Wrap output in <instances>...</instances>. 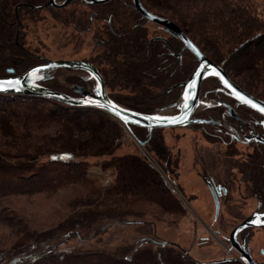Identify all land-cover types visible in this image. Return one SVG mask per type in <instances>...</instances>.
I'll return each instance as SVG.
<instances>
[{
	"label": "trees",
	"instance_id": "16d2710c",
	"mask_svg": "<svg viewBox=\"0 0 264 264\" xmlns=\"http://www.w3.org/2000/svg\"><path fill=\"white\" fill-rule=\"evenodd\" d=\"M47 1L0 0V77L21 74L44 61L43 57L22 48L18 23L20 8L25 5L30 12L47 8L53 13L63 11L70 5L53 7ZM140 1L149 11L173 20L233 81L250 94L264 99L236 81L228 67L207 53L199 43L207 41L204 35L211 38L212 34L214 41H222L231 50L236 49L239 56L247 57L250 63L260 62L264 58V0H166L176 4V12L173 7L157 0ZM73 3L93 9L90 13L83 12V18L91 22L100 19L104 24L103 30L98 29L95 37L97 44L104 47L99 57L101 60L118 59L112 70V79L100 66L101 61H90L102 74L113 100L132 110L151 114L180 99L181 84L192 74L198 60L184 48L183 42L174 33L148 21L136 9L133 0H110L101 4L75 0ZM179 7L197 12L198 19L206 24L208 32L202 35L196 26H188L185 16L177 11ZM71 15H75L73 11ZM150 23L163 34H151L148 31ZM9 69H13L14 73L10 74ZM60 70H50L51 76L41 83L73 96L77 94L72 84L94 85L93 79L86 82L78 75L69 77V84L65 86L54 77ZM113 82L131 89L134 94L124 97L114 95L111 89ZM221 87L216 77L204 80L202 100L232 102L239 117L253 125L261 136L264 135V127L260 123L263 116L231 101L220 90ZM195 116L222 120L223 124L201 123L192 126L202 129L214 141L229 146L237 142L232 136L234 131L244 132L242 126L248 130L247 126L227 116L223 105L207 106ZM39 119L47 123L55 120L68 122L65 141L39 136L35 131L40 128L33 127ZM0 125L4 129L0 146V198L61 187L71 175L73 177L71 171L75 168H80L79 174L92 190L85 200L76 201L73 212L54 227L44 231L21 227L12 233L8 244L0 242V264H200L181 246L167 241L161 243L155 234L154 221L140 219L147 213L155 217L160 211L177 214L186 210L182 200L168 190L166 179L153 164L139 155L116 154L117 145L126 130L117 119L87 106L69 105L42 96L0 93ZM81 128H85L89 134L85 135ZM130 129L144 146L151 143L150 150L158 158L160 168L171 176L172 157L163 143L161 129L150 132L135 125H131ZM247 145L252 148L249 152L251 163L248 165L250 180L264 202V143L254 141ZM43 155H48V161L41 162ZM88 155L102 159L96 165L103 170H113L110 183L104 184L100 176L94 175L89 162L82 160L75 163L76 157ZM104 156L111 158L107 160L102 158ZM140 200L156 203L158 207L138 210L134 204ZM128 216L137 219L134 222ZM130 223L145 227L138 245L129 244L116 252L101 250L97 246L82 248L92 240L101 241L100 235L113 227H124ZM146 227H152L150 232L145 233ZM73 241L80 247H65ZM233 261L236 260L208 264H233Z\"/></svg>",
	"mask_w": 264,
	"mask_h": 264
},
{
	"label": "rangeland",
	"instance_id": "374dc122",
	"mask_svg": "<svg viewBox=\"0 0 264 264\" xmlns=\"http://www.w3.org/2000/svg\"><path fill=\"white\" fill-rule=\"evenodd\" d=\"M157 1L173 7L176 12V4L173 2ZM26 6L20 8L19 11L18 27L21 30L19 43L22 44V48L43 57L44 61L41 63L48 59L99 60L101 61L100 66L112 79V70L118 59L101 60L99 57L104 47L97 44L98 39L95 37L96 31L103 30L104 24L100 19L91 22L86 17H82L83 12L90 13L93 9L73 2L63 11L55 13L47 8L30 12ZM72 11L74 16L71 15ZM177 11L185 16L188 26H196L197 31L202 32V35L203 32H208L206 24L198 19L197 12L189 11L185 7H179ZM148 31L153 35L163 34L151 23ZM203 37H207L205 43L198 41L207 53L224 63L232 77L245 88L264 97V58L258 63H250L247 57H240L236 49L231 50L230 46L222 41H214L212 34L211 38L207 34ZM34 62L40 61L34 60ZM58 69L61 70L55 73L54 77L65 86L69 84L67 80L69 77L78 75L83 77L87 73L83 70ZM89 77L96 85L95 79ZM71 87L73 89L74 84ZM111 89L116 96L124 97L134 94L131 89H125L116 82H113ZM204 101H209V99ZM205 107L207 106L202 105L197 113ZM174 111L176 110L173 108L169 112ZM67 124L69 123L61 120L47 123L39 119L33 127L40 128L34 130L39 136L44 135L53 140L57 138L65 141L68 136L65 131ZM192 125L165 128L160 131L163 143L172 157L171 176L165 174L164 178L167 181L168 190L182 200L186 211L177 214L160 211L157 217L147 213L140 219L154 221L155 234L159 241L164 240L181 246L188 250L200 264L218 262L223 258L239 259V254L235 250L229 251L230 244L227 238L230 231L250 215L257 205L259 193L250 180L248 169L251 163L249 152L252 148L240 141L230 146L214 141L202 129ZM2 126L0 125V146L4 130L1 129ZM85 128H81L83 133L89 134ZM149 145L151 143L143 145L142 148L126 128L120 144L117 145L116 154H134L144 157L160 172V162L155 153L150 150L152 145L151 147ZM102 158L109 160L111 157ZM40 160L41 162L48 161V155H43ZM82 160L92 164L90 171L100 176L104 184L112 181L113 170H103L96 165L102 160L98 156L76 157L75 163ZM79 172L80 168L72 169L73 177L71 175L63 186L53 187V190L2 196L0 198V242L8 244L12 233L21 227L38 231L48 230L71 214L76 208L74 207L75 202L85 200L92 191L91 185L84 181ZM203 176L215 178L217 182L223 183L226 190L223 195H219L220 209L217 215L213 195L203 181ZM134 207L138 210H152L158 205L147 200H140L134 204ZM128 217L134 222L137 219L133 216ZM144 228L134 223L124 227H113L100 235L101 241L92 240L82 245V248L97 246L101 250L120 251L119 249L129 244L138 245L144 234L142 233ZM151 228L146 227L145 233L150 232ZM250 244L254 257L264 262V257L260 253L261 247H264V228L250 230ZM65 247L78 248L80 244L73 241ZM233 262V264H242L239 260Z\"/></svg>",
	"mask_w": 264,
	"mask_h": 264
},
{
	"label": "water",
	"instance_id": "95a60500",
	"mask_svg": "<svg viewBox=\"0 0 264 264\" xmlns=\"http://www.w3.org/2000/svg\"><path fill=\"white\" fill-rule=\"evenodd\" d=\"M73 1L75 0H48V4L53 7H64ZM82 1H85L89 4H101L110 0ZM133 3L136 9L148 21L158 24L166 30L174 33L183 42L184 48H187L198 60V64L192 74L184 82H182L181 97L175 104L166 108H162L161 110L151 114L142 113L127 108L110 97L104 78L97 66L91 61L84 59H48L45 63L34 65L21 74L0 77V93L42 96L69 105L87 106L108 113L110 116L121 122L130 133H132L130 129L131 125L147 128L150 132H152L154 129L183 127L190 126L192 124H223L221 120L199 118L195 116L198 109L202 105H215L214 103L201 100V88L205 79L209 77H216L219 79L223 87L229 91L230 95L234 99H236L241 104L255 110L264 117V112L259 110L261 107H264V99L250 94L235 81H233L226 71L216 62L210 59L206 54H204V52L201 51V49L182 31V29L173 20L149 11L140 0H133ZM57 68L83 70L87 72L89 76L94 78L96 81L94 90L90 91L88 85H74V91L80 96H73L43 85L41 81L51 76L49 71ZM8 72L14 73V70L9 69ZM237 93H239V95H237ZM247 101H251L252 103H248ZM219 104L226 106L227 114L229 116L237 118L240 121L242 120L235 112L232 105L224 102L218 103L216 105ZM253 104H255L256 107H253ZM185 105H187V107H185ZM113 107H115V111H113ZM173 108L177 110V112H169ZM261 123L264 126V120ZM238 140L242 143H250L254 140L264 143V137L255 131L245 133L243 138ZM136 141L143 148V144L137 139ZM160 172L163 174V176H165V173L161 168ZM204 180L206 181L213 195L216 204L217 215L220 209L219 195L221 194V189L220 187L215 188L214 184L206 178H204ZM223 191L226 192L225 189H223ZM247 227L264 228V220H261V216L257 211H254L245 217L231 230L229 234V241L231 245L238 250L241 255L240 259L245 264H257L251 253H248L245 249H243L238 240V234L240 231ZM165 242L166 241L164 240L161 241V243ZM227 259L231 260V258H223L218 260V262L227 261Z\"/></svg>",
	"mask_w": 264,
	"mask_h": 264
},
{
	"label": "flooded vegetation",
	"instance_id": "af4514ba",
	"mask_svg": "<svg viewBox=\"0 0 264 264\" xmlns=\"http://www.w3.org/2000/svg\"><path fill=\"white\" fill-rule=\"evenodd\" d=\"M58 1H60V0H58ZM48 2V1H47ZM49 6H51L50 4H48ZM43 63H45V62H43ZM40 64H42V63H40ZM83 78H84V80L87 82L88 80H90V77H89V74L88 73H86L85 74V76H83ZM218 79V78H217ZM206 80V79H205ZM219 80V79H218ZM221 83V82H220ZM81 85H86V84H81ZM221 88H220V90H222L225 94H226V96L231 100V101H233V102H235V103H238V104H241L240 102H238L236 99H234L231 95H230V93H229V91L228 90H226L224 87H223V85L221 84ZM88 88H89V90L90 91H93L94 90V88H95V85H93V86H90V85H88ZM77 94V96H80L78 93H76ZM201 100H202V98H201ZM202 101H204V100H202ZM217 101H219V102H215V103H221V102H224V103H228V104H230V105H232L233 106V104H232V102H230V101H228V100H217ZM219 105H222V104H219ZM243 105V104H242ZM224 106V105H223ZM244 106H246V105H244ZM225 107V109H226V114H227V108H226V106H224ZM234 107V106H233ZM247 107V106H246ZM249 108V107H248ZM251 109V108H250ZM234 110H235V108H234ZM253 110V109H252ZM255 111V110H254ZM235 112H236V110H235ZM237 113V112H236ZM238 114V113H237ZM260 114V113H259ZM227 116H229L228 114H227ZM239 116V115H238ZM230 117H232V116H230ZM232 118H234V117H232ZM239 123H241V124H243L244 126H247L248 127V130H244L245 128L242 126V130L244 131V132H242V133H238L237 131H234V133H233V139H235V140H237V141H239L238 139H241V138H243V136H244V134L245 133H247V132H252V131H255V132H257V130L254 128V126L253 125H250L248 122H246V121H244L243 119L240 121V120H238L237 118H235ZM264 120V117H263V119L260 121V123L262 122ZM222 121V120H221ZM223 122V121H222ZM262 124V123H261ZM224 125L225 126H227L228 128H230V129H232V127L231 126H228V124H226V123H224ZM263 125V124H262ZM264 127V126H263ZM263 137H264V135H262ZM254 141H256V140H254ZM254 141H252V142H254ZM258 142V141H257ZM251 143V142H250ZM246 144H249V143H246ZM204 178H206L207 180H209V181H211L213 184H214V186H215V188L216 187H220V189H221V194H220V196L221 195H223L224 194V192L225 191H223V189H225L224 188V185H223V183H221V182H217L216 180H215V178H212L211 176H203V181L206 183V181L204 180ZM206 185H207V183H206ZM208 186V185H207ZM209 188V187H208ZM254 211H257L258 213H259V215L261 216V220H264V202L263 201H261L260 200V197H258V199H257V205H256V208L253 210V212ZM252 212V213H253ZM240 223V222H239ZM252 228H258V229H261V228H259V227H247V228H244L243 230H241L240 231V233L238 234V240H239V243H240V245H241V247L243 248V249H245L248 253H251V255H252V257L254 258V260L256 261V263L257 264H264V262L263 261H260L258 258H256V257H254V254H253V250H252V246H251V244H250V230L252 229ZM231 232V231H230ZM230 234V233H229ZM227 241H228V243L230 244V246H229V251H231V250H235L238 254H239V259L238 258H235V259H231L230 261H232V260H239V261H241V263L242 264H245L241 259H240V253L238 252V250L236 249V248H234L232 245H231V243H230V241H229V237L227 238ZM261 251H260V253L262 254V256L264 257V247H261V249H260ZM228 260V259H227Z\"/></svg>",
	"mask_w": 264,
	"mask_h": 264
},
{
	"label": "snow or ice",
	"instance_id": "6c2138e0",
	"mask_svg": "<svg viewBox=\"0 0 264 264\" xmlns=\"http://www.w3.org/2000/svg\"><path fill=\"white\" fill-rule=\"evenodd\" d=\"M237 95H239V93H237ZM242 99H243V97H242ZM248 103H252L251 101H247ZM253 107H256V105L255 104H253L252 105ZM185 107H187V105H185ZM116 109H115V107H113V111H115ZM261 112H264V107H261L260 109H259ZM55 158V157H54Z\"/></svg>",
	"mask_w": 264,
	"mask_h": 264
},
{
	"label": "bare ground",
	"instance_id": "6f19581e",
	"mask_svg": "<svg viewBox=\"0 0 264 264\" xmlns=\"http://www.w3.org/2000/svg\"><path fill=\"white\" fill-rule=\"evenodd\" d=\"M34 9V8H33ZM22 13V12H21ZM4 15V14H3ZM23 25V24H22ZM17 59V58H16ZM15 63H17V62H15ZM12 64V63H11ZM11 74V73H10ZM74 80V79H73ZM77 80V79H76ZM77 82V81H76Z\"/></svg>",
	"mask_w": 264,
	"mask_h": 264
}]
</instances>
